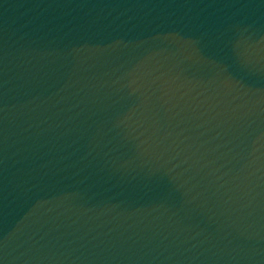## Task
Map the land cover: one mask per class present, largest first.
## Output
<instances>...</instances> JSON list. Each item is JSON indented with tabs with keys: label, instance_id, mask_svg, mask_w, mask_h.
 Segmentation results:
<instances>
[{
	"label": "water",
	"instance_id": "95a60500",
	"mask_svg": "<svg viewBox=\"0 0 264 264\" xmlns=\"http://www.w3.org/2000/svg\"><path fill=\"white\" fill-rule=\"evenodd\" d=\"M0 264H264V0H0Z\"/></svg>",
	"mask_w": 264,
	"mask_h": 264
}]
</instances>
